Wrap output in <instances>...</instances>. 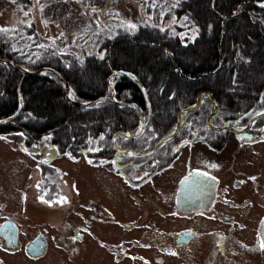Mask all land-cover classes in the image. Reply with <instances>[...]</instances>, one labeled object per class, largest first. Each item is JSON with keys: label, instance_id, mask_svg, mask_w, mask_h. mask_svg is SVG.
Instances as JSON below:
<instances>
[{"label": "trees", "instance_id": "16d2710c", "mask_svg": "<svg viewBox=\"0 0 264 264\" xmlns=\"http://www.w3.org/2000/svg\"><path fill=\"white\" fill-rule=\"evenodd\" d=\"M143 4L154 24L137 23L128 34L87 35L99 37L83 40L90 54L39 47L43 42L31 31L14 44L11 34H0V133L20 132L30 147L44 143L72 156L98 149L112 154L119 146L112 136L135 132L140 109L147 137L156 136L142 147L134 145L137 139L117 137V142L141 152L167 135L199 95L202 109L193 119L198 127H208L211 113L214 122L238 114L239 120L253 117L262 127L264 116L255 113H264V0ZM168 20L171 31L161 30ZM197 112L182 115L188 119L185 131L191 128L188 116ZM162 147L152 159H164Z\"/></svg>", "mask_w": 264, "mask_h": 264}, {"label": "flooded vegetation", "instance_id": "af4514ba", "mask_svg": "<svg viewBox=\"0 0 264 264\" xmlns=\"http://www.w3.org/2000/svg\"><path fill=\"white\" fill-rule=\"evenodd\" d=\"M201 109L202 106H198L195 109L198 112L188 116L191 128L186 136L187 143H183L186 144L184 157L190 161L192 170L207 173L214 179L215 193L211 203L210 184H202L199 193L190 197L180 192L179 181L174 184L170 199L160 203L146 200L143 206L141 201L143 213L148 210L152 215L153 212L152 225L147 226L146 239L133 241L134 249L129 242L120 240L122 235L129 234L134 222H122L113 212L97 204L89 208L81 206L82 212L86 209L89 213L87 216L81 213L76 224L63 218L60 224L53 225L64 237L61 243L57 241L55 244L61 246L67 259L78 262L86 242L92 240L106 252L113 264H163L167 259L176 258V255L184 258L190 254L203 256V264H264V249L261 248L264 242V151L258 149L264 144V125L260 127V122L253 117L244 121L239 120L238 114H228L229 117L210 122V127H198L193 119ZM251 119L257 126L247 127ZM177 122L186 128L188 119L177 117ZM146 127L144 125L143 131ZM185 128L177 132L183 133ZM165 136L169 146L162 147V156L175 159L176 143L168 134ZM258 161L260 165L256 170H246ZM234 162L244 163L246 168L234 169ZM162 164L166 162L111 160L106 168L95 166L92 169L107 171V176L117 184L139 190L142 195L146 183H152L157 173L167 174L165 166L155 168ZM76 186L78 188L77 183ZM176 197L182 207L176 205ZM6 206L5 201L0 202V218L5 216L0 220V264H8L2 253H9V256L21 254L30 262L46 257L50 232L23 240L25 230L19 224L20 219L5 212ZM254 208L258 210L252 214ZM169 222L172 223L168 226ZM100 223L119 228L117 242H105L98 238L96 227Z\"/></svg>", "mask_w": 264, "mask_h": 264}, {"label": "rangeland", "instance_id": "374dc122", "mask_svg": "<svg viewBox=\"0 0 264 264\" xmlns=\"http://www.w3.org/2000/svg\"><path fill=\"white\" fill-rule=\"evenodd\" d=\"M27 1L0 0V27L15 30L9 32L11 36L8 37L12 40L18 38V35H27L26 32L31 31L32 34L38 35L44 47L47 44L64 52L80 50L84 52L83 54H90L92 52L83 47V40L86 38L94 41L99 37H86L87 35L128 34L132 31L127 27L130 23L152 25L156 22L142 5L145 0L141 2L137 0H40L39 3L32 0L29 4ZM24 12H28V15L25 16ZM169 21L161 23L160 28L167 27L171 31L169 24L173 22ZM29 22L31 27L27 26ZM185 33L184 30L183 34ZM9 61L13 63L10 59ZM5 62L9 64L8 61ZM196 105V103L192 104V108ZM185 109L181 111L182 115ZM146 131L147 127L145 131H140L135 146L142 147L156 136L154 134L147 137L149 132ZM115 134L112 136V144H115ZM18 139V137L10 141L0 139V202L5 201V206L7 205L5 212L20 219L19 224L25 230L23 240L34 239L39 233L46 235V231H49L50 244L48 247L50 249L46 252V257L43 256L31 262L25 260L21 254L9 256V253H2L8 264H113L106 252L92 240L86 242L78 262L76 259L75 262L67 259L61 246L55 244L64 237L58 234L53 225L60 224L63 218L69 219L74 225L80 219L81 213L83 216L89 213L86 209L82 212L81 206L89 208L99 205L100 208L113 212L122 222H134L129 234L120 237L121 241L129 242L134 249L133 241L146 239L147 226L152 225L153 212L151 211L152 215L148 210L143 213V204L153 197L160 201L168 200L173 190L171 183L176 175L185 169V165L182 164L179 167L176 166L168 176H165L166 173H158L154 176L152 183H146L141 195L139 190H131L117 184L107 176V171L92 169L88 165L77 162L78 160L71 159L66 154L49 161L47 158H50V155L47 153L44 155V150L52 147L50 145L40 143L38 149L29 153L18 144ZM41 149L43 155H41ZM258 149L264 151V144ZM31 153L38 155V158H34ZM152 155L150 153L147 157L152 158ZM43 159L49 161L51 165L58 160L56 169L60 197H65L67 203L57 202L49 194L51 201L44 202L45 191L49 188H46L40 177L38 160ZM156 160L164 161L161 155ZM79 165L81 166L78 167ZM233 165L234 169L238 170L246 168L241 162H234ZM259 165L260 161L246 170L253 172ZM170 169L171 166L167 169V173ZM257 210L258 208H254L252 214ZM4 217L2 216L0 220ZM96 232L98 238L105 242H117V235L120 234L117 226L101 223L96 227ZM163 264H203V256L190 254L189 257L180 258L176 255V258L167 259Z\"/></svg>", "mask_w": 264, "mask_h": 264}, {"label": "snow or ice", "instance_id": "6c2138e0", "mask_svg": "<svg viewBox=\"0 0 264 264\" xmlns=\"http://www.w3.org/2000/svg\"><path fill=\"white\" fill-rule=\"evenodd\" d=\"M36 2L39 3L40 0H36ZM21 10H23V9H21ZM41 10H42V9H41ZM93 11H95V9H93ZM24 15L27 16V15H28V12H24ZM27 26H28V27H31V23L29 22ZM45 26H47V25H45ZM127 27H128L129 29L134 30V29L136 28V25L129 24V25H127ZM161 30H163V29H161ZM10 31H15V30H14V29H9V28H6V27H0V34L7 35ZM61 35H63V33H61ZM181 35H182V37H183V34H181ZM29 39H31V37H29ZM38 46H39V47H44V45H38ZM13 51H16V49L14 48ZM37 58H39V57H37ZM100 58L103 59V56L101 55ZM32 62H34V61H32ZM248 115L250 116V115H252V114L249 113ZM255 115H257V116H264V113L257 112V113H255ZM262 131H264V129H262ZM19 135H23V133H19ZM0 139H5V137H0ZM44 139H50V137H45ZM103 139H104V137L101 136V137H100V140H103ZM33 147H35V145H34ZM89 150L91 151V150H93V149H89ZM128 155L131 156V155H133V154H132V153H128ZM89 162H91V161H89ZM211 166H212V167H216V165H211ZM145 175H147V173H145ZM190 175H191V174H190ZM204 175H207V173H204ZM188 178H189V177L186 176V177H185V180H187ZM41 199L43 200V197H41ZM44 202H45V203H49V201H44ZM57 202H64V203H67V199H66L65 197H60V200L57 201ZM189 235H190V233H189ZM261 248L264 249V242L261 243ZM172 254L174 255L175 253H172Z\"/></svg>", "mask_w": 264, "mask_h": 264}, {"label": "water", "instance_id": "95a60500", "mask_svg": "<svg viewBox=\"0 0 264 264\" xmlns=\"http://www.w3.org/2000/svg\"><path fill=\"white\" fill-rule=\"evenodd\" d=\"M61 78V77H60ZM62 79V78H61ZM68 85L67 84H65V93H66V95L68 94ZM92 103H94V101L92 102ZM78 104H80V103H78ZM91 104V103H90ZM81 105H84V104H81ZM139 110V113H140V123H141V131H142V129H143V120H142V112H141V110L140 109H138ZM140 133H138L136 136H138ZM126 136H129L128 134H125Z\"/></svg>", "mask_w": 264, "mask_h": 264}, {"label": "bare ground", "instance_id": "6f19581e", "mask_svg": "<svg viewBox=\"0 0 264 264\" xmlns=\"http://www.w3.org/2000/svg\"><path fill=\"white\" fill-rule=\"evenodd\" d=\"M202 97V95H199V97H198V103H199V99ZM180 123L181 122H177V127H176V130H179V129H181V128H185L184 127V125H182V126H180ZM143 130V129H142ZM123 134V133H122Z\"/></svg>", "mask_w": 264, "mask_h": 264}]
</instances>
